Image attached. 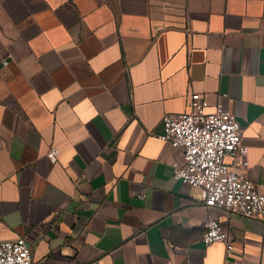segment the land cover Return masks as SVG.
<instances>
[{"label": "crops", "instance_id": "0c3cea01", "mask_svg": "<svg viewBox=\"0 0 264 264\" xmlns=\"http://www.w3.org/2000/svg\"><path fill=\"white\" fill-rule=\"evenodd\" d=\"M192 93L226 95L264 186V0H0V242L32 264H264V223L172 178L155 136ZM209 218L231 254L202 244Z\"/></svg>", "mask_w": 264, "mask_h": 264}, {"label": "built area", "instance_id": "2783aa9c", "mask_svg": "<svg viewBox=\"0 0 264 264\" xmlns=\"http://www.w3.org/2000/svg\"><path fill=\"white\" fill-rule=\"evenodd\" d=\"M225 96H218L213 111L206 112L207 101L192 93L189 111L165 115L162 131L155 137L181 154L183 163L174 164L172 178L198 189L206 209H219L264 223V186L255 185L244 173L248 148L242 143V128L235 115L222 107L221 99ZM56 156L57 150L47 154L52 162ZM226 159H231L232 164H227ZM233 165L241 171L234 170ZM201 242L204 246L223 243L226 255L234 250L232 239L213 218L204 223ZM0 264H32V249L26 239L0 242Z\"/></svg>", "mask_w": 264, "mask_h": 264}]
</instances>
